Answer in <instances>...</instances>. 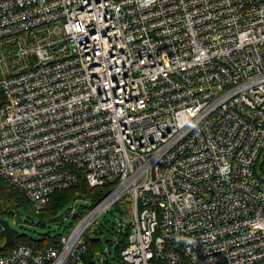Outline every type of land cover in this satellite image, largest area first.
<instances>
[{"label":"built area","instance_id":"built-area-1","mask_svg":"<svg viewBox=\"0 0 264 264\" xmlns=\"http://www.w3.org/2000/svg\"><path fill=\"white\" fill-rule=\"evenodd\" d=\"M79 171L115 186L0 264H86L121 203L123 264H264V0H0V177L40 212Z\"/></svg>","mask_w":264,"mask_h":264},{"label":"trees","instance_id":"trees-1","mask_svg":"<svg viewBox=\"0 0 264 264\" xmlns=\"http://www.w3.org/2000/svg\"><path fill=\"white\" fill-rule=\"evenodd\" d=\"M78 184L72 188L56 191L49 203L46 205L43 211L37 212L34 204L25 196V194L17 187L9 184L7 181L0 177V218L6 219L13 218L14 220L22 221V216L18 213L20 207H25L28 211L34 215L39 216V226H45L47 222L55 221L58 219V215L68 206L70 203H76L82 201L84 203H91L92 206L103 199L115 186V184H106L102 187H91L87 182L84 172H77ZM118 206V205H117ZM91 208V207H90ZM89 208L83 206L79 214L75 216V222L81 218ZM31 215V214H30ZM127 235L120 233L118 238L119 243L116 248V257L120 263L123 264L121 258V251L127 245ZM51 236L49 234L41 235L39 238H31L26 234H21L14 238L10 244H6L5 236L0 229V254L8 253L20 245H30L37 248H44L48 246L59 247L61 237ZM87 252L84 257L86 264H97L95 255L98 253L94 244L87 243ZM101 251V248L98 249ZM103 254V251H101ZM98 256V255H97ZM101 262V259H98Z\"/></svg>","mask_w":264,"mask_h":264},{"label":"rangeland","instance_id":"rangeland-1","mask_svg":"<svg viewBox=\"0 0 264 264\" xmlns=\"http://www.w3.org/2000/svg\"><path fill=\"white\" fill-rule=\"evenodd\" d=\"M85 206L87 208L92 207L91 203H84L82 201L76 202V210L69 216L68 213L72 208L70 203L66 208L58 215V219L55 221L47 222L45 226H39L40 218L28 211L25 207H20L17 211L22 216V221H18L13 218H7L10 225L17 229L19 233L26 234L31 238H39L41 235L49 234L51 236L68 235L70 230L75 226L74 220L80 209ZM31 214V215H30ZM121 220L124 224L130 220L128 213V204L121 203L112 206L107 212L103 213L92 227L86 232L87 243L94 244L98 253L95 255L97 264H122L116 257V241L120 237L119 223ZM103 251V254L101 253ZM98 255V256H97ZM102 256V257H101ZM99 262L98 259H101Z\"/></svg>","mask_w":264,"mask_h":264},{"label":"water","instance_id":"water-1","mask_svg":"<svg viewBox=\"0 0 264 264\" xmlns=\"http://www.w3.org/2000/svg\"><path fill=\"white\" fill-rule=\"evenodd\" d=\"M0 229L5 236L6 244H10L19 235V231L13 228L8 220L3 218H0Z\"/></svg>","mask_w":264,"mask_h":264}]
</instances>
